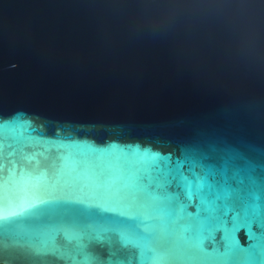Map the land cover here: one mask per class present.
Listing matches in <instances>:
<instances>
[{
    "label": "water",
    "instance_id": "obj_1",
    "mask_svg": "<svg viewBox=\"0 0 264 264\" xmlns=\"http://www.w3.org/2000/svg\"><path fill=\"white\" fill-rule=\"evenodd\" d=\"M0 264H264V0H0Z\"/></svg>",
    "mask_w": 264,
    "mask_h": 264
},
{
    "label": "snow or ice",
    "instance_id": "obj_2",
    "mask_svg": "<svg viewBox=\"0 0 264 264\" xmlns=\"http://www.w3.org/2000/svg\"><path fill=\"white\" fill-rule=\"evenodd\" d=\"M0 219H3V220H10L11 217H2V218H0ZM0 232H2V228H0Z\"/></svg>",
    "mask_w": 264,
    "mask_h": 264
}]
</instances>
